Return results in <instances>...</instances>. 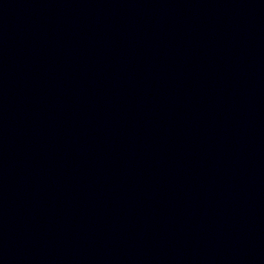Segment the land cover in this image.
Returning a JSON list of instances; mask_svg holds the SVG:
<instances>
[{
	"label": "water",
	"instance_id": "obj_1",
	"mask_svg": "<svg viewBox=\"0 0 264 264\" xmlns=\"http://www.w3.org/2000/svg\"><path fill=\"white\" fill-rule=\"evenodd\" d=\"M260 147L264 0H0V179Z\"/></svg>",
	"mask_w": 264,
	"mask_h": 264
}]
</instances>
